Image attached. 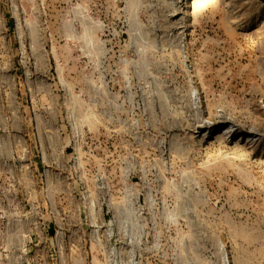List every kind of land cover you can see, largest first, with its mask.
Listing matches in <instances>:
<instances>
[{
    "label": "rangeland",
    "instance_id": "374dc122",
    "mask_svg": "<svg viewBox=\"0 0 264 264\" xmlns=\"http://www.w3.org/2000/svg\"><path fill=\"white\" fill-rule=\"evenodd\" d=\"M0 264H264V0H0Z\"/></svg>",
    "mask_w": 264,
    "mask_h": 264
}]
</instances>
